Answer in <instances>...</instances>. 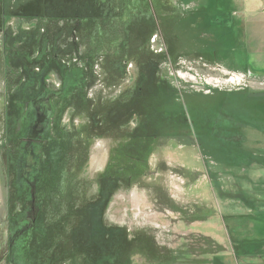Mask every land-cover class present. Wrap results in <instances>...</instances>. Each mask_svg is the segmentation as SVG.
<instances>
[{
  "label": "rangeland",
  "instance_id": "obj_1",
  "mask_svg": "<svg viewBox=\"0 0 264 264\" xmlns=\"http://www.w3.org/2000/svg\"><path fill=\"white\" fill-rule=\"evenodd\" d=\"M214 2L0 0V264H264V114L226 100L264 53L217 60Z\"/></svg>",
  "mask_w": 264,
  "mask_h": 264
},
{
  "label": "crops",
  "instance_id": "obj_2",
  "mask_svg": "<svg viewBox=\"0 0 264 264\" xmlns=\"http://www.w3.org/2000/svg\"><path fill=\"white\" fill-rule=\"evenodd\" d=\"M244 14L252 16L245 24L240 20L231 17V29L220 31H211V37L215 48L225 59L234 60L236 55L244 56L248 60L254 57V53H264V16L263 18H254L256 13L263 6L264 0H243ZM246 2V3H245ZM246 11V12H245ZM240 23V24H239ZM235 38V39H233ZM264 55V54H263ZM228 61V60H227ZM260 66L256 67L264 70V60ZM248 64V63H247ZM249 66V64H248ZM230 69H237L236 66L229 65Z\"/></svg>",
  "mask_w": 264,
  "mask_h": 264
},
{
  "label": "trees",
  "instance_id": "obj_3",
  "mask_svg": "<svg viewBox=\"0 0 264 264\" xmlns=\"http://www.w3.org/2000/svg\"><path fill=\"white\" fill-rule=\"evenodd\" d=\"M214 1L215 2L212 4L213 8L210 11V16H208V18L206 20L207 26L212 31H220L221 32L222 30H230L231 29V26H230L231 17H230V15L224 14V11L222 10V7L220 5L221 1H219V0H214ZM233 39H235V38H233ZM213 46L216 47L215 43H213ZM212 51L216 53V58L218 61L220 59L224 58L223 56H222V58L220 57L221 56L220 53H218V51L215 48H213ZM239 97H240L239 99H238V97H228L226 99L227 100V110L229 111V113L236 114L237 116L239 114H240V116L241 115L247 116L249 114L251 115L252 113H254V115H256L255 112L258 111L259 113L264 114V97L263 96L256 97V100L251 99L248 94L241 95ZM239 122H244L243 124L247 125V123H245V122H247V117L242 118V121L239 120ZM240 124H242V123H240ZM241 249H242L241 246H237L236 250H237L238 254L241 251ZM253 253H254V255L259 253L258 248H256V245H255V249H254Z\"/></svg>",
  "mask_w": 264,
  "mask_h": 264
}]
</instances>
